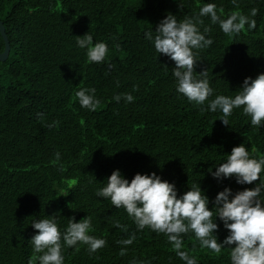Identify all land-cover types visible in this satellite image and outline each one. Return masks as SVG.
<instances>
[{"label": "trees", "instance_id": "trees-1", "mask_svg": "<svg viewBox=\"0 0 264 264\" xmlns=\"http://www.w3.org/2000/svg\"><path fill=\"white\" fill-rule=\"evenodd\" d=\"M206 2L223 8L224 18L259 9L257 27L240 34H225L203 17L214 43L199 50L197 71L208 68L216 94L234 96L245 78L264 72V0H239V9L231 0H0L11 45L7 60H0V264H39L29 241L39 231L32 221L54 214L62 228L73 216L79 221L90 215V234L107 241L95 253L83 243L65 247V264H131L134 257L146 264H185L163 233L138 230L123 207L96 195L117 168L129 180L155 171L180 194L200 182L210 207L227 186L251 187L218 181L208 169L241 143L264 157V127L252 126L242 107L227 126L222 113L201 111L177 92L175 62L159 56L145 37L169 12L183 19ZM89 31L109 46L102 63L89 62L76 44V36ZM4 49L0 32V53ZM84 87L96 88L101 102L95 111L76 97ZM123 93L134 101L113 99ZM218 223L222 241L228 230ZM133 232L132 245L118 243ZM122 247L128 249L123 256ZM184 249L198 264H230V250L217 255L202 248L194 233L184 235Z\"/></svg>", "mask_w": 264, "mask_h": 264}, {"label": "clouds", "instance_id": "clouds-1", "mask_svg": "<svg viewBox=\"0 0 264 264\" xmlns=\"http://www.w3.org/2000/svg\"><path fill=\"white\" fill-rule=\"evenodd\" d=\"M231 3L239 9V0H231ZM258 12L256 7L251 8L249 14L235 10L224 18L223 8L218 11L215 2H206L197 14L183 19L169 12L155 30L145 32L146 39L152 41L159 56L166 55L175 62L173 76L177 92L200 106L201 111L222 113L219 119L226 126L231 125L229 117L234 109L242 107L243 113L251 117L252 126L264 127V72L255 78H245L234 96L216 94L210 83L208 68L197 71L201 61L199 50L214 43L213 38L207 35L211 28L204 26L203 17H209L212 24L218 23L225 34L232 35L240 34L246 26L247 30H254ZM76 44L86 50L89 62L102 63L109 52L108 44L94 40L91 31L76 36ZM76 97L82 107L91 111H95L101 102L94 87L80 88ZM113 99L130 103L135 98L131 93H123L116 94ZM60 156L57 152V160ZM208 171L218 181L234 179L239 185L251 187L234 191L227 186L218 192L214 206L210 207L213 201L200 182L192 183L190 190L180 194L174 182L163 179L155 171L151 174L137 172L129 180L117 168L106 179V185L96 190V195L110 199L116 208L123 207L138 230L148 227L158 234L163 233L185 264H198V259L184 249V235L188 233H194L200 247L217 255L224 249L230 250V264H264V157L257 158L245 143H241L227 153L222 163H217ZM218 220L228 230L222 241L217 235L220 228ZM115 224L127 231L126 225L119 221ZM32 225L39 230L29 240L34 253L40 254L39 264H65V247L83 243L88 245L90 253H95L107 244L106 239L90 234V215L79 221L71 217L66 228L61 227L56 214L35 219ZM135 238L136 232H133L118 243L132 245ZM127 251L126 247H122L120 255H125ZM30 264L34 262L30 261ZM131 264L146 262L134 257Z\"/></svg>", "mask_w": 264, "mask_h": 264}, {"label": "water", "instance_id": "water-1", "mask_svg": "<svg viewBox=\"0 0 264 264\" xmlns=\"http://www.w3.org/2000/svg\"><path fill=\"white\" fill-rule=\"evenodd\" d=\"M0 32L5 42V49L3 52L0 53V60L5 61L9 57L11 45H10L9 38L6 34V31H5V26L1 20H0Z\"/></svg>", "mask_w": 264, "mask_h": 264}]
</instances>
